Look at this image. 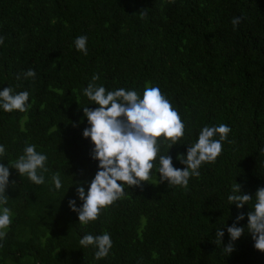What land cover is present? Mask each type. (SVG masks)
<instances>
[{
    "label": "trees",
    "instance_id": "16d2710c",
    "mask_svg": "<svg viewBox=\"0 0 264 264\" xmlns=\"http://www.w3.org/2000/svg\"><path fill=\"white\" fill-rule=\"evenodd\" d=\"M233 17L242 18L235 29ZM81 35L87 55L75 47ZM0 36V91H28L32 105L26 112L0 108V163L8 166L35 144L49 168L41 185L10 169L16 184L0 205L11 220L0 230V264H264L246 228L264 187V0H0ZM29 69L34 80L24 78ZM94 74L97 86L140 98L146 87L160 88L185 124L169 151L177 169L186 167L177 157L205 126L226 124L232 142H222L221 155L202 164L188 190L159 183L154 168L142 187L125 185L120 199L81 224L69 200L82 207L75 185L84 182L87 193L99 170L94 143L83 137L89 125L82 107H99L83 94ZM166 151L165 144L154 164ZM236 183L253 196L243 209L228 201ZM234 223L245 233L228 256L215 232ZM105 232L113 247L97 260L96 249L79 241Z\"/></svg>",
    "mask_w": 264,
    "mask_h": 264
},
{
    "label": "clouds",
    "instance_id": "9594fccd",
    "mask_svg": "<svg viewBox=\"0 0 264 264\" xmlns=\"http://www.w3.org/2000/svg\"><path fill=\"white\" fill-rule=\"evenodd\" d=\"M139 15L143 19L147 12ZM231 22L235 29L242 22V18L233 17ZM5 39L6 37L0 36V45L4 44ZM74 43L78 51L84 55L88 54L86 36H78ZM23 75L25 79L34 80L36 72L29 69ZM17 79H20L19 75ZM97 80L99 75L94 74L83 94L99 107L82 108L89 125L84 128L83 137L90 138L94 143L92 159L99 161V170L91 181L87 193L83 187L84 182H77L75 185L77 195L83 201L82 207H77L75 199L69 200V207L79 214L81 224L87 225L89 221H95L102 208L120 199L125 194V185L142 187V182H147L155 176L152 171L154 168L158 173L159 183L167 182L168 187L188 190L190 178L200 176L199 169L202 164L215 163L221 155L222 142H232L228 140L231 128L226 124L205 126L200 131L198 141L188 147L187 155L181 154L177 157L186 165L184 169H177L173 166L169 151L185 136V124L169 100L161 93L160 88L146 87L140 98L135 90L119 88L107 91L104 86H97ZM29 95L28 91L14 93L13 88H4L0 91V108L6 112L13 110L26 112L32 107L27 103ZM161 137L164 139L160 140L158 145ZM165 144L166 154H160L158 164H154ZM5 155V147L0 145V156ZM47 160V155L36 151L35 144H26L23 155L17 160L9 162L8 166L0 163V205L8 203L6 189L10 184L11 186L16 184V181L9 179L10 169H16L20 176L27 174L30 181L41 185L45 183L44 173L49 171L46 166ZM118 181L123 182V185ZM52 182L55 190L61 189L62 181L58 172L52 175ZM241 187L239 183L233 185L228 201L230 205L235 204L237 208L243 209L245 204L253 200V196L241 194ZM255 200L256 203L247 212L246 228L255 242L254 247L264 252V187L256 191ZM244 219L245 214L241 212L236 217V222ZM10 223V209L3 207L0 213V230L6 229ZM225 227L230 237L227 245L223 242ZM225 227L216 230L217 239L214 243L217 245L222 243L225 254L230 256L236 251L235 242L244 235L245 228L237 227L236 223ZM3 236L4 232L0 231V237ZM79 243L83 248L93 246L96 249L97 260L108 257L113 247V241L107 232L97 236L84 235Z\"/></svg>",
    "mask_w": 264,
    "mask_h": 264
}]
</instances>
